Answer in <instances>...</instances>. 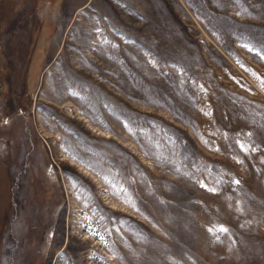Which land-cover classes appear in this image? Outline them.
<instances>
[{
	"label": "rangeland",
	"instance_id": "1",
	"mask_svg": "<svg viewBox=\"0 0 264 264\" xmlns=\"http://www.w3.org/2000/svg\"><path fill=\"white\" fill-rule=\"evenodd\" d=\"M0 264H264V0H0Z\"/></svg>",
	"mask_w": 264,
	"mask_h": 264
},
{
	"label": "snow or ice",
	"instance_id": "2",
	"mask_svg": "<svg viewBox=\"0 0 264 264\" xmlns=\"http://www.w3.org/2000/svg\"><path fill=\"white\" fill-rule=\"evenodd\" d=\"M221 230H223V229H221Z\"/></svg>",
	"mask_w": 264,
	"mask_h": 264
}]
</instances>
